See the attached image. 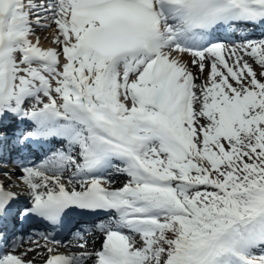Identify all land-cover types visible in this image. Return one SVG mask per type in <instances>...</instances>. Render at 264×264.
Instances as JSON below:
<instances>
[{
    "label": "snow or ice",
    "instance_id": "obj_1",
    "mask_svg": "<svg viewBox=\"0 0 264 264\" xmlns=\"http://www.w3.org/2000/svg\"><path fill=\"white\" fill-rule=\"evenodd\" d=\"M0 264H264V0H0Z\"/></svg>",
    "mask_w": 264,
    "mask_h": 264
}]
</instances>
